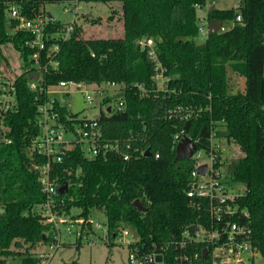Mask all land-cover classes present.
<instances>
[{
    "label": "trees",
    "instance_id": "obj_1",
    "mask_svg": "<svg viewBox=\"0 0 264 264\" xmlns=\"http://www.w3.org/2000/svg\"><path fill=\"white\" fill-rule=\"evenodd\" d=\"M9 1L16 2L21 15L32 19L46 4L68 0H0V47L11 44L22 60L21 72L14 77L15 106L4 120L10 142L0 144V264L8 260L42 264L35 249L57 241V227L41 215L45 197L27 155L37 130L42 94L27 86L34 50L25 42L31 35L23 31L11 34L17 21L5 16ZM79 1L120 2L122 35L84 39L80 26L73 25L69 38L58 41V67L42 74L41 84H117L123 107L118 110L106 96L101 108L110 104L111 110L101 111L98 122L105 139L121 144L129 140L132 148L127 161L114 152L94 159H87L79 148L69 152L54 165L57 183L67 184V192L56 196L57 213L68 215L78 209L65 223L81 219L80 229L91 233L92 210H103L107 246H112V238L123 229L130 228L140 238L137 248L144 252L158 251L179 238L184 227L198 224L209 229L207 202L201 201L198 209L199 201L186 196L194 160H175L173 137L182 132L197 149L207 150L210 131L216 128L218 137L236 144L243 153L228 162L218 160L215 166L226 165V178L247 189L235 202L249 214L251 246L264 262V0H233L236 7L225 10L209 9L210 0ZM205 5L208 24L219 21L223 26L230 21L232 26L209 33L200 41L197 11ZM237 16L240 21H236ZM64 27L65 23L49 19L45 30L52 33ZM148 39L173 93L158 91L153 84L155 62L149 48L140 45ZM44 55L41 63L45 62ZM228 67L245 80L241 92L230 93ZM136 85L147 95H142ZM176 107L203 111L186 120L174 115L169 118V110ZM147 148L150 158L142 154ZM136 200L145 211L134 207ZM77 241L79 249L81 237ZM205 248L210 251L206 242L190 245L188 254L198 253L194 264H211L210 254L202 261ZM165 255L167 264H175L170 248L165 249Z\"/></svg>",
    "mask_w": 264,
    "mask_h": 264
},
{
    "label": "built area",
    "instance_id": "obj_2",
    "mask_svg": "<svg viewBox=\"0 0 264 264\" xmlns=\"http://www.w3.org/2000/svg\"><path fill=\"white\" fill-rule=\"evenodd\" d=\"M79 2L82 1L68 0L64 3H67L70 6L69 9L76 12L79 9ZM5 16L8 20L17 21L11 34L23 31L31 35V38L25 42V46L34 50L30 57L32 64L28 74L27 86L30 91L41 93L42 97L37 106V130L28 146L27 155L32 161L33 169L37 172V179L45 197L40 206L41 215L45 222H52L56 226V219L61 216L55 210L57 206L56 196L59 193L58 187L61 185L57 183V178L54 176V165L60 164L64 157L76 148H79L87 159H94L99 154L105 155L107 152H114L121 155L124 161L130 159V149L132 148L129 140L121 144L118 140L111 141L104 138L102 127L98 122L99 118L96 119V116L100 117L101 111L103 113L109 112L111 110L110 104H103L97 115L87 118L76 115L70 109V103H67L65 99L73 92L70 88L77 89V91H82L83 86L91 88V92L101 97L99 91L101 88L105 89V86L115 87L118 85L107 83L101 86H93L73 81H59L56 85L45 87L41 84L42 74L49 72L50 68L56 69L58 67L59 62L56 59L59 51L58 41L69 38L74 21L65 23V27L60 31L47 33L45 28L49 19L52 18L46 17L45 10H41L35 18L28 19L20 14L18 5L14 1L7 2ZM236 21H240V16L236 17ZM208 27L209 24L204 18L199 19L200 41H204L209 34ZM49 40H53V42L48 44ZM140 45L149 48L150 57L155 62L152 81L156 90L165 93L175 92L167 88L169 78L164 75L165 69L156 60L152 41L150 39L142 40ZM43 52H45V62L41 63ZM29 76L32 77L29 78ZM14 81V77L9 78L0 73V144L10 142L6 138L8 128L4 125V120L15 106ZM136 86L142 95H147L142 86ZM84 92H87L85 93V102L91 105L93 98L88 91ZM119 93L121 96L116 101V108L121 110L123 95L120 88ZM63 109L65 113L62 112ZM202 111V108L176 107L169 110V118L174 115L186 120L193 116H199ZM216 131V128L210 131L209 149L196 148L193 152L190 159L194 160V166L190 172L189 189L186 191L187 197L199 201L196 204L198 209L201 201L207 202V212L211 221L209 229L193 224L198 228V236H195L190 228L192 225L184 227L179 238H173L165 246H161L158 251L152 250L150 252H144L137 248L140 238L133 230L130 228L123 229L114 239L118 245L127 248V264H167L165 249L168 248L174 253L173 261L175 264H194L198 259V253L188 254V248L193 242L208 243L210 251L206 249L207 254H210L211 264H253L252 258L258 253L251 246L249 214L235 202L236 198L247 193V189L245 186L226 178V165L215 166L218 160L220 162L225 160L224 153L228 152L227 145H229L225 138L217 136ZM183 138L185 136L182 132L175 134L173 137L174 144L177 145ZM193 143L195 144V142ZM133 150L137 151V148H133ZM154 157L158 158V154H155ZM202 165L206 166L203 174L198 172V168ZM70 226L67 227L68 231H70ZM93 229H102L104 233L102 239H106L105 227L102 228L100 224H94ZM81 233L82 231L73 232L77 237L85 238ZM97 237L94 240H89L88 244H94ZM56 239L59 241L58 236ZM99 239L101 238L99 237ZM50 249L53 247L51 246ZM246 254L249 255V258ZM158 258L160 259L158 260Z\"/></svg>",
    "mask_w": 264,
    "mask_h": 264
},
{
    "label": "rangeland",
    "instance_id": "obj_3",
    "mask_svg": "<svg viewBox=\"0 0 264 264\" xmlns=\"http://www.w3.org/2000/svg\"><path fill=\"white\" fill-rule=\"evenodd\" d=\"M237 2L233 0H218L214 2V8L216 9H229L236 7ZM67 3H50L44 7L46 17L57 20L61 23H71L74 21V25L80 26L81 37L92 38H112L122 35V23H121V3L110 2L100 3L85 1L79 2L76 12L69 9ZM207 5L198 9L197 14L200 19L205 18L207 13ZM206 19V18H205ZM232 26V22H224L220 31H226ZM22 66V60L19 53L13 48L11 44H5L0 47V73L9 78L15 77L20 74ZM227 75L229 78V91L230 93L241 92L244 88L245 80L242 77H238L232 73L231 69L227 68ZM101 88L100 96L91 92V88L82 87V91L70 88L73 92L66 97V102L70 103V109L76 113V115L87 118H91L99 113L101 107V99L104 96L111 98V103H116L117 99L121 96L119 93V87ZM88 91L89 95L93 98V103L88 105L85 102V93ZM229 144V143H228ZM228 152L224 153L225 161H229L233 158H239L243 156V153L236 144L227 145ZM229 156H233L232 158ZM241 187L240 185H237ZM78 209L71 210L68 215L61 214L59 219H56L57 227V240L50 245H39L35 249V253L38 257H41L42 264H127L128 251L123 245H118L116 240L112 238V246H107L104 239V233L102 229L89 230L82 228L81 219H75L72 223H65L68 220L69 215L77 214ZM89 220L91 225L100 224L102 228L105 225V214L103 210L93 209ZM71 225V226H70ZM70 226V231L67 227ZM82 231L79 249L76 248L78 243V237L73 232ZM88 233V234H87ZM87 234V235H86ZM97 241L94 244H88L89 240H94L96 236ZM99 237L101 239H99ZM58 244V246H57ZM53 249H50V247ZM258 253V252H257ZM247 258H249V255ZM253 264H263V259L259 253L252 258ZM6 264H17L16 261L8 260Z\"/></svg>",
    "mask_w": 264,
    "mask_h": 264
},
{
    "label": "water",
    "instance_id": "obj_4",
    "mask_svg": "<svg viewBox=\"0 0 264 264\" xmlns=\"http://www.w3.org/2000/svg\"><path fill=\"white\" fill-rule=\"evenodd\" d=\"M209 9H213L214 8V1L210 0L209 1ZM209 33L210 34H215L217 32H219L222 29V23L219 21H212L209 23ZM32 76H29V78ZM109 110V108H108ZM99 117L96 116V119H98ZM196 145L192 142L191 139H189L188 137L183 138L175 147V160H183V159H190L193 155V152L196 150ZM144 157L150 158L151 157V152L150 149L147 148L144 153H143ZM206 170V166L202 165L198 168V172L203 174ZM58 192L59 194L63 195L67 192V184H63L61 186L58 187ZM134 207H136L138 210L140 211H145L146 209L142 206V204L139 201H134L133 202ZM191 230L193 232V234L195 236H198V228L196 225H192ZM207 256V249H203L202 251V261L205 260V257ZM160 258H158L159 260Z\"/></svg>",
    "mask_w": 264,
    "mask_h": 264
}]
</instances>
